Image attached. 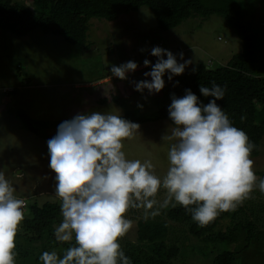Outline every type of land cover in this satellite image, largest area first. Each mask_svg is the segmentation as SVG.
Masks as SVG:
<instances>
[{
	"label": "clouds",
	"instance_id": "9594fccd",
	"mask_svg": "<svg viewBox=\"0 0 264 264\" xmlns=\"http://www.w3.org/2000/svg\"><path fill=\"white\" fill-rule=\"evenodd\" d=\"M151 55L158 58L154 65L148 59L138 64L128 61L113 65L110 71L122 80L134 72V79L142 75L136 72L143 65L140 72L151 80H133L135 90L158 93L165 87V73L172 81L193 63L184 60L183 52L179 56L184 62L178 63L171 51L159 46L151 49ZM215 62L208 60L205 67L211 68ZM149 66L151 71L146 72ZM225 88L215 82L211 88L201 85L200 93L212 97L207 104L190 89L183 97L172 95L168 114L174 127L171 135L162 139L175 142L168 151L169 167L163 178L155 174L150 160L126 158L123 141L132 138L140 125L120 114H77L54 126L57 134L47 141L49 167L55 173V193L63 218L55 228V239L75 243L62 257L57 251H45L39 260L43 264H131L119 243L133 227L126 216L130 208H143L148 218L179 204L203 227L221 212L234 211L251 198L255 188L264 193V179L257 183L250 158L255 144L245 131L233 126L217 103ZM161 188L166 190L162 202L156 199ZM14 193L0 171V264H16L15 240L27 203Z\"/></svg>",
	"mask_w": 264,
	"mask_h": 264
},
{
	"label": "rangeland",
	"instance_id": "374dc122",
	"mask_svg": "<svg viewBox=\"0 0 264 264\" xmlns=\"http://www.w3.org/2000/svg\"><path fill=\"white\" fill-rule=\"evenodd\" d=\"M257 2L264 4V0H257ZM24 3L30 4L26 0ZM155 25L153 14L146 7L120 15L115 20L91 18L88 21L85 46L70 44L61 36L42 34L38 29L19 37L0 28V80L2 79L1 81L7 84L8 79L2 76L5 74L8 78L11 76L24 83L26 80L32 83L48 82L50 84L48 91L38 88L36 84L33 88L24 84L22 88L24 93H34L41 106L44 104L52 108L58 104L53 101L52 92L62 90L65 93L62 99L68 102L64 104L60 114H53L61 122L71 120L77 114H89L91 112L87 110L95 106L99 108L93 112H111L134 121L137 118L148 117L163 104L171 105L173 94L178 98L183 97L186 94L185 89L179 83L178 78L183 74L193 72V68L196 69L199 62L206 63L212 59L214 62L225 63L224 61L229 60L242 48L241 38L220 15L193 16L178 26L162 32L157 30ZM253 29L260 35L264 31L260 27V22H256ZM156 46L171 51L178 63L184 62L179 56L181 52L184 54V60L191 59L193 62L185 68L183 74L173 76L172 81L168 80L169 73H165L163 77L165 87L160 92L149 93L147 89L143 93L138 92L131 79L126 80L127 84L121 85L119 91L110 89L109 84H98L96 88L89 85L86 87L93 89L90 90L93 95L89 97L86 91L83 92L84 96L71 97L69 89L72 92L79 91L75 90V83L103 77L110 72L113 65L119 66L133 59L135 61L148 59L154 65L158 58L151 55V49ZM261 47L264 52V43ZM216 65L218 63L215 62L212 67ZM141 66L143 65L138 66L136 74L141 73ZM150 71L151 67L146 72ZM127 75L133 76L134 72H129ZM145 79L150 81L151 77ZM108 89L112 90V96H106L100 102L95 103L102 94L109 95ZM12 97V95L9 96V98ZM48 100L51 103L47 104ZM21 113L27 115L25 112ZM18 125L21 124L14 118L1 120L0 153L9 157L7 159L9 168L4 167L9 169L7 180L15 189L14 195L26 200L27 206L24 208V217H26L31 215L29 209L34 202L40 205L46 200L58 201L60 199L55 193V173L49 167L47 141L52 136L46 134L52 132L53 129L39 128V134L35 135L32 132L27 131L26 133L20 130ZM139 125L140 129L133 137L123 141L126 158L139 159L142 162L150 160L154 165L155 174L163 178L169 167L167 154L171 144L175 141L163 140L162 136L171 135L174 125L166 119L145 121ZM4 144L6 146L2 148ZM250 158L254 161L258 183L260 180L258 173L264 171V135L260 143L259 154ZM165 196L166 190L161 188L156 199L162 202ZM261 204L264 205V193H261L257 187L251 193V198L237 205L241 211L236 215V220L253 219L258 228L250 245L239 253L236 264H264V213L255 214L259 211L257 209L261 207ZM131 209L133 208L129 209L126 216L133 221V227L119 239L121 243L135 241L137 219L145 216L143 208H137L134 212H130ZM164 209L166 208L160 209V214L157 216L164 217L162 211ZM229 220V217L222 219L217 228H220V225H228ZM183 230L182 232L177 231L182 233L181 235L179 233L177 237L173 235L183 242L175 264H211L210 257L213 252L234 248L218 243L212 249L213 244L197 239Z\"/></svg>",
	"mask_w": 264,
	"mask_h": 264
},
{
	"label": "trees",
	"instance_id": "16d2710c",
	"mask_svg": "<svg viewBox=\"0 0 264 264\" xmlns=\"http://www.w3.org/2000/svg\"><path fill=\"white\" fill-rule=\"evenodd\" d=\"M26 1L30 4H25L24 0H0V28L19 37L38 29L42 34L61 36L70 44L82 46L86 44L88 21L91 18L115 20L118 16L138 11L141 7L151 11L155 18V28L161 32L172 29L193 16H223L242 40L240 52L232 55L225 63L211 68H206L205 63L199 62L196 71L181 75L178 81L204 104L212 97H205L200 93L201 85L211 88L215 82L221 87L226 86L223 99L217 103L233 126L245 131L249 140L255 144L251 156L259 154L264 135V52L261 47L264 43V31L262 36L253 28L256 22H260V27L264 30V4L257 0ZM252 8L254 9L249 13ZM150 67H146L145 71ZM169 106L163 104L148 117L131 122L142 124L145 121L166 119L172 124L168 114ZM18 116L23 127L36 134H39V128L47 130L62 123L60 120H34L21 112ZM123 118L130 121L126 116ZM258 175L260 179H264V171ZM60 204V200H46L40 205L36 202L30 205L31 215L24 217L15 240L16 264H43L39 260L43 252L57 251L62 257L64 250L75 243L74 240L62 243L55 239V228L63 219ZM135 209L137 208L130 212ZM257 210L259 211L255 214L264 213V205L261 204ZM162 211L164 217L149 215L148 218L142 216L137 219L134 242H119L131 264H175L183 242L173 235L177 237V231L182 232L183 229L195 238L213 244L212 249L218 243L234 247L213 252L211 264H236L239 253L250 245L258 228L253 219L236 220V215L241 211L238 207L234 211L221 212L214 221L203 227L192 220L191 214L182 205H170ZM228 217V225L217 228L220 221Z\"/></svg>",
	"mask_w": 264,
	"mask_h": 264
},
{
	"label": "crops",
	"instance_id": "0c3cea01",
	"mask_svg": "<svg viewBox=\"0 0 264 264\" xmlns=\"http://www.w3.org/2000/svg\"><path fill=\"white\" fill-rule=\"evenodd\" d=\"M140 60V59H139ZM133 62H135V60L133 59ZM140 61H136V63H138ZM142 73V71H141ZM2 76H4L5 78L8 79L7 84H4L1 80H0V122L1 120H11V118L17 119L19 121V123L21 125H18L17 127L20 128V130H23L24 132L27 133V129H25L22 125V121L21 118L18 116V113L20 112H25L27 114V116L29 115L32 119L34 120H58V118H56L57 116H53V114H60L62 112V108L64 106V104L68 101H65L64 99H62V95H64L65 93L61 90V91H56V92H52V99L53 101L56 103L58 102V104L56 105L55 108L46 106L43 104V106L40 105L38 98H36V96L34 95V93L31 92H27L24 93V89L22 88L25 85L29 86L30 88L35 87V84L38 85V88H44L45 90H47L49 88V83L48 82H36V83H32L26 80V82H20L18 80H15L14 77L9 76L6 77L5 74H2ZM128 78L130 77V79H119L115 76L112 75L111 71L107 72L106 75H104L103 77H100L96 80H92V81H85V82H77L74 85L75 90H79L78 92H72L71 89H69L70 91V95L73 98H76L78 96H84L83 92H86V95H89V97L92 94V92L90 90H93L92 88H96L95 86H97L98 84H109V88H113L116 91L120 90V86L123 84H127L126 80H131L132 79V75H127ZM142 76L144 77L143 80H145V76L142 73ZM20 82V83H19ZM100 82V83H99ZM104 82V83H101ZM106 82V83H105ZM113 82H115L113 84ZM92 86V88L86 87V86ZM13 91H10L11 89H13ZM61 89V87H60ZM108 89V93L109 95H104L102 94V96L98 97V99L96 100L95 103H98L101 101L102 98H105L106 96L111 97V91ZM119 89V90H118ZM85 90V91H83ZM48 91V90H47ZM120 94H122L121 92H119ZM12 95V98H9V96ZM94 101V99H91ZM51 103L50 100L47 101V104ZM99 108V106H95L92 107L91 109H88L87 111L93 112L96 111ZM64 113H66V110H64ZM65 115V114H64ZM63 115V116H64ZM57 128H53V131L50 132L49 134L47 133V136H52V138L57 134L56 131ZM31 132V131H29ZM33 133V132H32ZM35 135H37L36 133H33ZM53 134V135H50ZM1 141V138H0ZM6 144L2 145V148L5 147ZM9 159V157H5L3 154L0 153V171H3L5 173V177L7 179L8 174H9V169H5L4 167L9 168V161L7 160ZM21 171V170H20ZM20 171H17V173H20Z\"/></svg>",
	"mask_w": 264,
	"mask_h": 264
},
{
	"label": "water",
	"instance_id": "95a60500",
	"mask_svg": "<svg viewBox=\"0 0 264 264\" xmlns=\"http://www.w3.org/2000/svg\"><path fill=\"white\" fill-rule=\"evenodd\" d=\"M136 82L142 81L143 80V76L142 75H136L133 79Z\"/></svg>",
	"mask_w": 264,
	"mask_h": 264
}]
</instances>
